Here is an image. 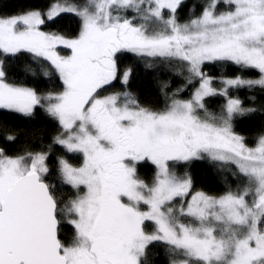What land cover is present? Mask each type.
Masks as SVG:
<instances>
[{"label":"snow or ice","instance_id":"obj_1","mask_svg":"<svg viewBox=\"0 0 264 264\" xmlns=\"http://www.w3.org/2000/svg\"><path fill=\"white\" fill-rule=\"evenodd\" d=\"M221 2L227 10L217 13ZM182 3L66 0L53 5L49 20L63 12L80 17L75 39L40 31L45 22L40 11L0 16V52L43 57L64 86L59 94L38 96L7 83L0 61V109L30 116L46 102L45 111L63 129L54 142L83 155L80 167L60 159V176L78 193L84 189L61 206L45 179L46 153L10 157L0 150V264H144L148 246L156 241L182 257L172 264H264V134L249 147L232 125L234 117L256 109L229 98L216 116L203 103L206 96H227L231 87L264 88V0H209L200 16L180 24L176 12ZM129 10L132 18L121 14ZM57 45L71 49V55H59ZM121 52L186 61L188 82L199 77V88L189 100L172 99L163 111L140 107L128 92L101 96L117 78ZM205 61H231L258 70L260 77L224 80L218 92L201 70ZM129 76L125 71L123 84ZM205 156L234 164L246 184L219 198L196 192L185 201L192 179L178 176L171 165ZM141 162L155 166L151 185L138 176ZM64 219L75 230L68 243L59 235ZM148 221L155 225L152 232L145 230Z\"/></svg>","mask_w":264,"mask_h":264},{"label":"trees","instance_id":"obj_2","mask_svg":"<svg viewBox=\"0 0 264 264\" xmlns=\"http://www.w3.org/2000/svg\"><path fill=\"white\" fill-rule=\"evenodd\" d=\"M66 0H0V16H12L36 10L42 13L44 24L39 29L45 33H55L66 39H75L81 30V19L71 12H63L49 20L46 10L56 2ZM73 3H83V0H67ZM209 0H183L178 7L176 18L179 22H187L201 15ZM227 10L222 2L218 5L217 13ZM122 15L128 18L134 13L128 11ZM138 19V18H137ZM136 19V20H137ZM136 22V21H135ZM137 23V22H136ZM118 75L111 85L105 86L101 96L128 92L135 98L140 107L152 111H163L171 104L172 99L189 100L198 86V79L189 83L186 63L177 58L139 56L131 52L117 54ZM0 61L6 73V82L16 86H27L38 94L59 93L64 89L59 74L51 63L43 57H35L29 52L16 55L0 52ZM204 75L212 78V87L221 91L225 85L223 79L241 77L243 79H259L260 73L255 69L242 68L231 61H208L201 65ZM125 71H130L128 83H122ZM45 73H48L47 75ZM180 90V91H178ZM229 98L239 99L245 108H255L256 112L244 116H236L232 121L233 131L244 138L249 147H254L257 138L264 134V88L231 87L227 96L212 95L204 98L208 113L220 116ZM201 116L203 110H198ZM63 131L59 121L45 111V107L35 106L33 114L25 116L21 113L0 109V150L10 157L27 156L29 153H46V165L49 172L46 182L52 185L53 191L61 206L76 198V189L65 184L60 176L59 161L66 160L73 166L83 163L81 153H69L63 146L54 142L55 137ZM14 136L9 140L8 136ZM176 174L192 179L191 192L200 191L210 196H218L229 191L242 189L246 178L239 174L234 164H222L210 160L194 159L171 165ZM156 169L150 162H141L138 166V176L151 185ZM81 191V189H80ZM178 199L175 201L177 204ZM187 220L186 217L184 218ZM145 230H155L153 222L145 224ZM74 227L67 219L62 220L60 238L68 243L74 236ZM182 259L170 251V246L162 241L153 242L148 246L144 264H172L173 260Z\"/></svg>","mask_w":264,"mask_h":264},{"label":"rangeland","instance_id":"obj_3","mask_svg":"<svg viewBox=\"0 0 264 264\" xmlns=\"http://www.w3.org/2000/svg\"><path fill=\"white\" fill-rule=\"evenodd\" d=\"M66 1H61V2H56V3H54V4H52L51 6H50V8L48 9V10H46V12L44 13L45 14V16H47V13H48V11L53 7V5H55V4H57V3H60V4H63V3H65ZM67 2H69V1H67ZM69 3H73V2H69ZM75 14V13H74ZM121 14H123V13H121ZM170 15V13H169V11L168 10H164V16H165V18H168V16ZM133 17V15L131 16V17H129V18H132ZM43 18V17H42ZM82 22V21H81ZM136 22H137V24H139V23H142V21L138 18L137 20H136ZM188 22V21H187ZM187 22H179L178 21V23H180V24H184V23H187ZM40 30V29H39ZM41 31V30H40ZM56 51H57V53L59 54V55H61V56H64V57H67V56H70L71 55V49H68V48H66V47H64L63 45H57L56 46ZM134 54V53H133ZM185 63H186V65H187V62L186 61H184ZM205 62H208V61H205ZM187 67L188 66H186V70H187ZM188 72V71H187ZM188 75L190 76V74L188 73ZM206 76V75H205ZM206 77H208V78H210L211 80H212V78L211 77H209V76H206ZM196 79H198V86L196 87V89L197 88H199V84H200V79H199V77H196ZM228 79H234V78H228ZM223 80H227V79H223ZM19 87H26V88H31V87H27V86H19ZM32 89V88H31ZM196 89L194 90V92L196 91ZM34 90V89H33ZM64 90V89H63ZM35 91V90H34ZM36 92V91H35ZM194 92H193V94H194ZM37 93V92H36ZM59 93H61V92H59ZM59 93H49V94H53V95H56V94H59ZM193 94H192V96H193ZM37 95L38 96H47L48 94H46V95H41V94H38L37 93ZM108 95H110V94H108ZM104 96H106V95H104ZM192 96H191V98H192ZM190 98V99H191ZM45 103V107H46V102H44ZM5 110H8V109H5ZM11 111V110H10ZM15 112V111H14ZM22 114V113H21ZM237 135V134H236ZM29 163H30V161H29ZM73 166V165H72ZM81 166V165H80ZM80 166H73V167H80ZM71 186V185H70ZM72 187V186H71ZM83 191H84V189H83V186H81V191L79 192V195H82L83 194ZM196 192H200V191H195V192H191L190 191V193H189V195L187 196V197H185L184 198V200L185 201H190L191 200V197H192V195H194ZM226 194V193H225ZM225 194H222V195H218V196H211V197H216V198H219V197H221V196H223V195H225ZM207 195V194H206ZM208 196H210V195H208ZM178 199V202H177V204L175 205V207L177 208V209H179L180 207H181V199L180 198H177ZM248 200H249V202H251V200H252V197L251 196H249L248 197ZM183 206L186 208L187 207V204L186 203H184L183 204ZM141 208H142V210H147V206L146 205H141ZM186 219L188 220V218L186 217ZM186 220V221H187ZM155 226V225H154ZM163 242V241H162Z\"/></svg>","mask_w":264,"mask_h":264}]
</instances>
